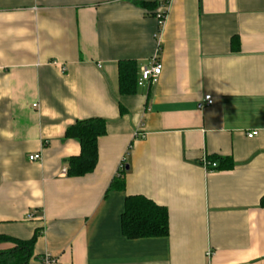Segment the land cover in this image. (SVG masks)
I'll return each mask as SVG.
<instances>
[{
  "label": "crops",
  "instance_id": "0c3cea01",
  "mask_svg": "<svg viewBox=\"0 0 264 264\" xmlns=\"http://www.w3.org/2000/svg\"><path fill=\"white\" fill-rule=\"evenodd\" d=\"M165 1L0 0V236L40 232L29 264H264V0H170L162 24L140 7ZM154 58L158 81L122 95L119 64ZM89 118L107 133L72 178L66 129ZM218 156L233 169L200 165ZM134 195L168 236L124 237Z\"/></svg>",
  "mask_w": 264,
  "mask_h": 264
},
{
  "label": "trees",
  "instance_id": "16d2710c",
  "mask_svg": "<svg viewBox=\"0 0 264 264\" xmlns=\"http://www.w3.org/2000/svg\"><path fill=\"white\" fill-rule=\"evenodd\" d=\"M168 1L166 0L162 6L166 7ZM158 6V3L141 2L140 4V7L149 11L153 17L159 15L153 13ZM118 72L120 93L125 96L136 94L139 79L137 64L133 61L121 62ZM106 133V121L99 118L77 121L66 129L65 138L76 140L81 146L80 154L67 160L66 174L69 177H84L95 170L99 161L97 142ZM208 159L217 164V171L233 169V161L230 158L218 156ZM120 172L119 178L114 179L110 185L112 191L120 192L125 188L122 178L125 173L124 168ZM125 200L121 214V229L124 237L136 240L168 236L169 215L165 207L142 195L128 196ZM260 208H264V196ZM39 235L40 232L36 231L35 236L30 240L0 236V245H9L7 249H0V264H29Z\"/></svg>",
  "mask_w": 264,
  "mask_h": 264
},
{
  "label": "built area",
  "instance_id": "2783aa9c",
  "mask_svg": "<svg viewBox=\"0 0 264 264\" xmlns=\"http://www.w3.org/2000/svg\"><path fill=\"white\" fill-rule=\"evenodd\" d=\"M169 3L170 0L168 1V4ZM166 16H167L166 7H164L163 11L160 12L158 15L160 24H162L165 21ZM161 73H162V64L159 60H157V58H154L149 65L144 66V68L141 69L140 77L138 79L137 85L139 87H144L145 84H154L158 81V78L161 75ZM206 103L207 105L211 106L213 104V98L211 96H206ZM257 134H258L257 132H252L247 136L248 138H253L257 136ZM38 159H40L39 155H32V157H30V161L38 160ZM200 165L208 172H213L217 169V164L209 161V159L206 157L202 159ZM63 171L64 173H66L67 170L64 169ZM207 255L208 258H211L213 256V254L210 251L207 253ZM53 263H55V260H53L51 257L50 258L44 257V264H53Z\"/></svg>",
  "mask_w": 264,
  "mask_h": 264
},
{
  "label": "water",
  "instance_id": "95a60500",
  "mask_svg": "<svg viewBox=\"0 0 264 264\" xmlns=\"http://www.w3.org/2000/svg\"><path fill=\"white\" fill-rule=\"evenodd\" d=\"M127 169V168H126Z\"/></svg>",
  "mask_w": 264,
  "mask_h": 264
}]
</instances>
